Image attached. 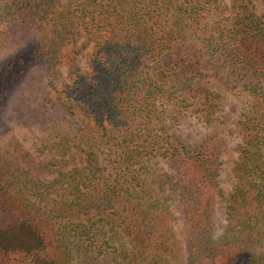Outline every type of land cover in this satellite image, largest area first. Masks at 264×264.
<instances>
[{
  "label": "trees",
  "instance_id": "16d2710c",
  "mask_svg": "<svg viewBox=\"0 0 264 264\" xmlns=\"http://www.w3.org/2000/svg\"><path fill=\"white\" fill-rule=\"evenodd\" d=\"M61 1L0 0L2 42L39 29L0 60V112L24 77L35 84L57 65L76 66L72 26L93 43L71 99L42 115L62 156L84 140L81 164L44 180L34 171L50 172L52 162L11 178L0 163V264H70L75 256L79 264H170L179 248L169 210L153 195L163 184L177 194L186 264H264V246H254L264 239V21L247 0H79L68 15ZM227 94L247 104L235 181L223 197L225 231L212 238L217 143L187 146L169 130L186 115L211 121ZM99 147L107 164H98ZM158 161L173 177L151 170Z\"/></svg>",
  "mask_w": 264,
  "mask_h": 264
},
{
  "label": "rangeland",
  "instance_id": "374dc122",
  "mask_svg": "<svg viewBox=\"0 0 264 264\" xmlns=\"http://www.w3.org/2000/svg\"><path fill=\"white\" fill-rule=\"evenodd\" d=\"M79 0H62L61 10L66 11L68 15V7L75 8V4ZM229 2L230 0H223ZM249 5L264 21V0H247ZM1 29H6L2 27ZM30 30L25 34H16L13 41L2 42L0 40V60L7 55L27 46L30 41L39 34V29L36 26H31ZM76 29V47L78 52L75 56V65H57L51 75L42 77L39 83H29V79L25 78L17 87H15L8 96L5 106L0 112V163L4 168L2 171L5 177H10L12 174L18 175L24 170H30L39 163L44 165L48 163L55 164L52 171L47 170L34 171L37 177L44 180H51L57 174L59 168L64 171L81 164V158L85 157L87 147L81 150L84 140L78 139L75 144L71 143V149L68 154L62 156L55 147L53 142L58 144V139H53L49 134V129H52L50 122L42 118L46 111H58L59 109L52 107L60 101H69L72 96L70 87L73 86L76 74L80 72H88L90 70V56L93 52V43L83 30L78 27ZM75 66V67H74ZM38 69H33L30 72L33 74ZM29 72V73H30ZM78 88L83 86H77ZM80 90V89H79ZM79 93V92H76ZM247 101L242 97H237L235 94H227L225 102L213 115L211 121L206 122L202 119H197L193 115H186L178 118L172 123L170 133H175L187 145H195L207 138H214L217 143L218 166L216 173L209 188V208L211 211V230L212 238H219L225 231V215L223 197H226L232 189L235 181L233 175V165L239 154V149L242 144L241 132L239 130V122L243 118L242 113L246 112ZM42 106V107H41ZM60 111V110H59ZM50 114H46L48 116ZM68 123L69 120H76L81 124L76 117L65 115ZM81 116V115H80ZM81 118V117H80ZM44 119V120H43ZM47 127L45 134H41ZM69 144V143H68ZM79 146V147H78ZM97 158L98 164H107L105 160L108 156V150L103 147L93 149ZM151 170H156L157 174H167L173 177L171 170L164 161H158L155 164H150ZM155 199L164 208L169 210V224L173 233V238L178 244L179 252L170 264H186V230L185 225L178 208L176 192L163 184V190L159 193L153 192ZM257 249H262L264 239H258L254 242ZM76 255V254H75ZM70 264H79V257L75 256Z\"/></svg>",
  "mask_w": 264,
  "mask_h": 264
}]
</instances>
